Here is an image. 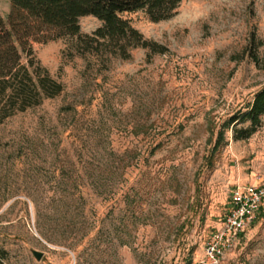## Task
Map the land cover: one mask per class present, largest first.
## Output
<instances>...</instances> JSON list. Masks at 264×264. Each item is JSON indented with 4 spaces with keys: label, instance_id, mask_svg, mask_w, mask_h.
Here are the masks:
<instances>
[{
    "label": "rangeland",
    "instance_id": "374dc122",
    "mask_svg": "<svg viewBox=\"0 0 264 264\" xmlns=\"http://www.w3.org/2000/svg\"><path fill=\"white\" fill-rule=\"evenodd\" d=\"M11 11L0 0L6 23ZM127 18L168 53L33 46L64 92L0 127V264H198L234 189L264 187V119L247 141L227 128L264 88V61L250 56L264 0H183L167 21ZM102 26L80 20L83 36ZM82 180L85 214L64 224ZM222 264H264V205Z\"/></svg>",
    "mask_w": 264,
    "mask_h": 264
},
{
    "label": "trees",
    "instance_id": "16d2710c",
    "mask_svg": "<svg viewBox=\"0 0 264 264\" xmlns=\"http://www.w3.org/2000/svg\"><path fill=\"white\" fill-rule=\"evenodd\" d=\"M9 1L12 11L7 23L0 14V127L64 92V86L36 61L35 44L77 38L79 52L97 57L108 55L127 61L136 49L145 50L149 58L165 55L168 49L146 40L127 17L144 13L152 23L167 21L175 16L183 0ZM86 17L103 24L91 36L81 33L80 20ZM250 45L251 59L260 66L264 61V40L253 36ZM263 119L264 88L255 94L245 112L229 119L227 128L233 131L235 141H247L263 126ZM76 188V194L64 197V202L70 200L77 210L64 214V224L85 214L90 196L87 181L78 182Z\"/></svg>",
    "mask_w": 264,
    "mask_h": 264
},
{
    "label": "built area",
    "instance_id": "2783aa9c",
    "mask_svg": "<svg viewBox=\"0 0 264 264\" xmlns=\"http://www.w3.org/2000/svg\"><path fill=\"white\" fill-rule=\"evenodd\" d=\"M264 205V187H237L219 229L205 246L198 264H222L234 251L245 232L255 223Z\"/></svg>",
    "mask_w": 264,
    "mask_h": 264
},
{
    "label": "water",
    "instance_id": "95a60500",
    "mask_svg": "<svg viewBox=\"0 0 264 264\" xmlns=\"http://www.w3.org/2000/svg\"><path fill=\"white\" fill-rule=\"evenodd\" d=\"M34 255H35V257H36V259H37L38 261H41L42 258H43V255H41V254H39V253H35Z\"/></svg>",
    "mask_w": 264,
    "mask_h": 264
}]
</instances>
